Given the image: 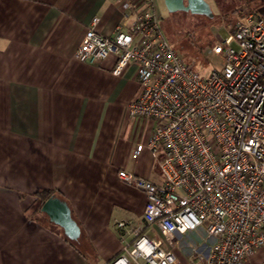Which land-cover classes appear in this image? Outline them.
<instances>
[{"label": "crops", "instance_id": "0c3cea01", "mask_svg": "<svg viewBox=\"0 0 264 264\" xmlns=\"http://www.w3.org/2000/svg\"><path fill=\"white\" fill-rule=\"evenodd\" d=\"M93 17L107 36L122 21L113 0H0V264L111 260L121 244L116 221L140 222L145 204L117 170L159 182L157 156H129L152 128L126 110L139 92L137 66L115 76L112 55L90 65L73 56ZM43 189L70 206L79 249L35 218L34 192ZM263 255L260 247L244 264Z\"/></svg>", "mask_w": 264, "mask_h": 264}, {"label": "built area", "instance_id": "2783aa9c", "mask_svg": "<svg viewBox=\"0 0 264 264\" xmlns=\"http://www.w3.org/2000/svg\"><path fill=\"white\" fill-rule=\"evenodd\" d=\"M113 1L122 14L113 35L93 17L73 56L90 65L112 55L115 76L137 66L126 110L152 128L129 156H157L163 181L117 170L145 204L140 222L116 221L120 249L102 264H244L264 247V12L245 10L225 37L216 32L209 49L220 65L201 76L165 39L155 0ZM198 228L203 240L183 251Z\"/></svg>", "mask_w": 264, "mask_h": 264}, {"label": "rangeland", "instance_id": "374dc122", "mask_svg": "<svg viewBox=\"0 0 264 264\" xmlns=\"http://www.w3.org/2000/svg\"><path fill=\"white\" fill-rule=\"evenodd\" d=\"M205 1L208 3L211 15L184 10L170 11L166 8L164 0H155L159 26L165 39L186 63L192 64L201 76H207L213 68L220 65L219 57L211 53L209 49L215 42L214 35L217 32L222 38L225 37L228 32L223 25H233L239 17L237 13H228L231 8L239 7L238 0ZM153 157H155V163L157 157ZM158 174L159 181L162 182L163 176L160 172ZM38 216L45 224H50L45 213L37 212L35 218ZM50 225L56 227L54 224ZM196 236L203 239L204 231L199 230ZM186 237L188 236L185 235L179 243L184 251L190 249L186 244L188 242Z\"/></svg>", "mask_w": 264, "mask_h": 264}, {"label": "water", "instance_id": "95a60500", "mask_svg": "<svg viewBox=\"0 0 264 264\" xmlns=\"http://www.w3.org/2000/svg\"><path fill=\"white\" fill-rule=\"evenodd\" d=\"M164 3L170 11L184 10L191 13L210 14V8L205 0H164ZM40 210L45 213L50 222L62 229L64 236L68 239L77 240L79 238L80 227L64 199L51 194L42 202Z\"/></svg>", "mask_w": 264, "mask_h": 264}, {"label": "trees", "instance_id": "16d2710c", "mask_svg": "<svg viewBox=\"0 0 264 264\" xmlns=\"http://www.w3.org/2000/svg\"><path fill=\"white\" fill-rule=\"evenodd\" d=\"M239 1V7H234L231 8V10L228 13H237L239 15V17L241 16L242 12L245 10H253V11H259V12H264V0H238ZM238 17V19H239ZM237 19V20H238ZM235 24V23H234ZM233 24V25H234ZM51 194H53L52 191L47 190V189H43V190H37L34 192V195L39 199V202L42 204V202L47 199V197H49ZM40 204L36 207V209L34 210V212H41L40 210ZM43 213V212H42ZM44 214V213H43ZM50 224H53L52 222H50ZM55 225V224H54ZM57 226V225H55ZM203 228H198L195 230H190L187 231L185 235H187L188 237H186L187 241L186 244L188 245V248H190L191 246L201 242L203 239L202 237H197L196 233L199 230H202ZM184 235V236H185ZM183 236V237H184ZM182 237V238H183ZM65 238L71 243V245H74L76 248H78L77 246V240H70L68 239L66 236ZM79 249V248H78ZM184 251V250H183Z\"/></svg>", "mask_w": 264, "mask_h": 264}]
</instances>
